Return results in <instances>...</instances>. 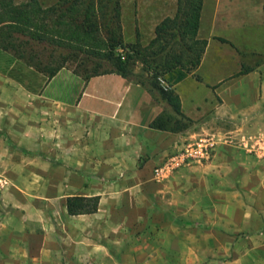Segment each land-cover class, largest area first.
I'll use <instances>...</instances> for the list:
<instances>
[{
  "label": "rangeland",
  "instance_id": "obj_1",
  "mask_svg": "<svg viewBox=\"0 0 264 264\" xmlns=\"http://www.w3.org/2000/svg\"><path fill=\"white\" fill-rule=\"evenodd\" d=\"M36 1L43 8L55 2ZM130 32L126 28L125 34ZM132 45L146 46L127 43L122 37L123 48L116 53L123 55ZM259 46L257 42L255 47ZM49 53L39 52L43 63L50 59L51 67L60 63L57 53L53 58ZM150 59L146 58V63L136 60L134 73L150 78L157 65ZM240 62L250 69L264 59L246 52L241 53ZM225 72L231 76L226 75L213 88L238 78L233 77L231 68ZM188 73L178 68L158 75L156 82L161 86L158 79L168 84L167 78ZM35 75L33 69L0 50V264H264V159L250 150L254 139L264 137L263 68L248 78L249 83L255 82V91L239 92L238 99L219 110H214L220 102L215 94L207 97L205 92H195L200 103L196 111L185 99L184 110L192 122L172 133L176 136L170 146L162 145L166 139L159 134V151L164 154L156 166L192 138L212 137L213 152L208 160L177 168L159 180L153 169L144 172L141 178L148 185L142 189L109 188L96 182L89 188L86 172L66 171L87 162L83 145L86 129L82 123L73 131L57 124L67 112L45 104V99L36 95L42 83ZM57 84L67 102L78 87V94L83 89V85L61 77ZM149 93L159 107L157 116H170L169 106L157 100L156 92ZM61 166L66 170H57ZM83 192L109 193L111 199L101 212L114 211L124 218L105 229L86 225L84 218L81 222L71 220L63 212V197ZM87 226L98 241L107 235L109 253L85 249L89 233L82 229ZM42 227L56 236L48 234L40 249L35 233L43 231ZM75 229L81 230L79 241L74 238ZM107 253L117 255L118 262Z\"/></svg>",
  "mask_w": 264,
  "mask_h": 264
},
{
  "label": "crops",
  "instance_id": "obj_2",
  "mask_svg": "<svg viewBox=\"0 0 264 264\" xmlns=\"http://www.w3.org/2000/svg\"><path fill=\"white\" fill-rule=\"evenodd\" d=\"M263 6L264 0L201 1L196 38L205 40V47L199 63L181 79H166L169 80L170 85L166 84L167 89L173 90L178 96L181 113L190 118V114L184 110L185 99L194 111L200 107L195 95L197 91L205 92V96L215 94L219 97L220 102L214 108L219 110L229 105V101L238 99L239 92L256 90L255 82L249 83L248 78L258 75L261 68L264 71V62L254 65L244 75L236 76V73L241 67V53L248 52L257 56L264 51ZM176 7L177 0H122L119 18L122 37L127 43L147 45L154 37L155 26L166 17L172 18ZM126 28L130 29V35L125 34ZM257 42L259 47H255ZM242 45L248 47L241 48ZM227 68H231L235 72L233 77L238 78L235 81L231 79L219 88H213L223 81V77L231 74L225 72ZM35 74V78L42 83L36 95L45 99L43 101L45 104L67 112L64 117L58 118L57 124L62 129L67 127L72 130L82 123V129H86L83 145L87 153V162L81 163V167H74L72 170H66L64 166L57 170L86 172L88 174L86 184L89 188L94 182L109 188L147 187L148 183L141 178L142 174L153 169L164 154L159 151V134L163 133L162 136L166 139V142L162 141V145L169 144L176 136L148 127V124L159 114V107L152 101L151 94L143 87L129 83L115 74L94 76L87 81H83L67 68L59 69L49 80L41 73L35 72ZM59 77L83 85L85 91L83 92L82 89L78 94V87L69 102L64 101L61 98L63 89L57 87ZM60 112L63 114L62 111ZM9 137L12 138L11 135ZM81 177L82 180L84 176ZM84 186L85 184L81 182V187ZM107 194L109 193L101 195L83 192L66 195L62 200L63 212L72 218L71 220L79 221L80 218H84L83 222L86 225L98 224L104 229L110 227L113 225L112 221L121 220L124 215L114 211L101 212L104 203L111 199L112 195ZM68 196H98L96 212L77 216L67 215L64 202ZM115 225L118 226L117 223ZM42 230L35 233L41 242L40 249L44 248L43 244L48 234L52 237L56 236L52 232L50 234L44 231L43 227ZM79 230L72 231L76 241H79ZM82 231L89 233L85 238L87 242L85 249L88 252H95L98 249L109 253L107 235L103 236L104 241H98L96 234H90L89 227ZM55 232L61 234L58 229ZM108 256L113 262H118L117 255L108 254ZM90 259L95 263L94 257Z\"/></svg>",
  "mask_w": 264,
  "mask_h": 264
},
{
  "label": "trees",
  "instance_id": "obj_3",
  "mask_svg": "<svg viewBox=\"0 0 264 264\" xmlns=\"http://www.w3.org/2000/svg\"><path fill=\"white\" fill-rule=\"evenodd\" d=\"M121 0H55L41 7L36 0H0V50L9 52L47 80L61 68L69 69L83 81L105 74H115L127 82L156 92L158 99L170 108L169 115H159L148 127L176 133L192 121L180 112L178 97L171 90L157 85L158 75L175 68L184 73L194 70L205 47V40L196 38L202 0H177L176 12L154 28V37L143 48L132 45L123 55L120 26ZM264 11V6H263ZM60 58L56 66L43 63L39 52ZM151 58L157 65L150 78L134 73L136 60L146 63ZM264 59V51L260 55ZM71 64V66H67ZM251 69L241 65L236 76ZM183 76H177L181 79ZM99 197L68 196L64 208L69 216L93 214Z\"/></svg>",
  "mask_w": 264,
  "mask_h": 264
},
{
  "label": "built area",
  "instance_id": "obj_4",
  "mask_svg": "<svg viewBox=\"0 0 264 264\" xmlns=\"http://www.w3.org/2000/svg\"><path fill=\"white\" fill-rule=\"evenodd\" d=\"M158 81L163 89H167L166 84L162 80L158 79ZM214 145L215 141L207 135L190 139V141L183 144L180 149L170 155L164 163L153 168L155 179L159 180L177 168L199 164L208 160L213 152ZM250 148L254 154L264 159V137L254 139V143Z\"/></svg>",
  "mask_w": 264,
  "mask_h": 264
}]
</instances>
